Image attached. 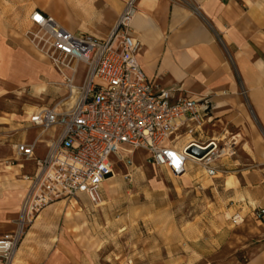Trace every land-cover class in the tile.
Returning <instances> with one entry per match:
<instances>
[{
  "label": "crops",
  "instance_id": "1",
  "mask_svg": "<svg viewBox=\"0 0 264 264\" xmlns=\"http://www.w3.org/2000/svg\"><path fill=\"white\" fill-rule=\"evenodd\" d=\"M64 2L65 14L54 1L45 10L40 0H0V236L15 230L28 187L25 176L35 169L33 160L16 155L15 145L31 142L39 131L28 122L39 107L27 112L29 132L18 131L21 125L11 110L24 96L45 89L42 72L62 86L46 62L47 70L42 69L46 56H37L25 42L30 14H53L70 32L105 37L123 7L122 0ZM129 26L139 42L136 57L148 81L208 99L209 110L195 138L233 144L234 154L222 162L226 170L221 183L232 216L238 214L242 221L226 231L210 260L198 264H264V215H253L255 208L264 210V0H138ZM9 95L11 104L3 100ZM57 132L52 128L36 142L35 158L44 155L49 137ZM76 215L81 213L67 210L66 223ZM27 239L15 252L19 264H100L88 246L42 240L29 245Z\"/></svg>",
  "mask_w": 264,
  "mask_h": 264
},
{
  "label": "built area",
  "instance_id": "2",
  "mask_svg": "<svg viewBox=\"0 0 264 264\" xmlns=\"http://www.w3.org/2000/svg\"><path fill=\"white\" fill-rule=\"evenodd\" d=\"M137 2L123 0L122 10L105 37L70 32L37 10L30 14L29 22L35 29L30 33L32 42L38 48L45 42V56L68 89L58 103L30 115L28 122L39 130L37 136L29 143L15 145L16 155L33 160L35 169L25 176L28 187L15 230L0 236V264H13L30 213L79 196L98 206L102 183L113 174L114 158L131 165L132 154L141 151L151 165L179 176L191 156L187 147L211 146L202 158H193L213 177L216 160L234 154L232 143L194 137L209 110L206 97H188L180 88H165L147 80L136 57L139 42L129 26ZM80 64L83 70L79 73ZM71 88H75L73 97ZM65 98L69 99L67 106ZM52 128L58 132L49 137L44 155L35 158L36 142ZM253 215L260 219L264 210L255 208ZM232 221L238 223L242 218L235 214Z\"/></svg>",
  "mask_w": 264,
  "mask_h": 264
},
{
  "label": "rangeland",
  "instance_id": "3",
  "mask_svg": "<svg viewBox=\"0 0 264 264\" xmlns=\"http://www.w3.org/2000/svg\"><path fill=\"white\" fill-rule=\"evenodd\" d=\"M40 1V7L45 10L54 1L57 6L62 4V13L68 11L64 0ZM79 9L83 11L82 7ZM34 31L29 22L24 30L25 42L36 55L37 52L46 55L44 41L39 48L32 42L30 33ZM41 61L42 69L47 70L46 63L51 67L48 60ZM82 70L80 64L79 73ZM41 81L45 89L40 94L24 96L23 103L11 110L21 125L18 131L26 130L27 112L58 103L66 92V88L43 72ZM3 100L12 103L10 95ZM63 103L67 106L69 99L65 98ZM225 159L222 156L216 160L218 172L210 177L196 161H188L185 172L173 176L166 168L148 163L141 151L132 154L131 165L126 166L114 158V174L102 183L98 206L84 197L51 203L25 221L19 244L27 236L29 245L42 240L58 246L65 242L88 246L89 253L100 264H166V260H185L184 264L206 262L210 260V252L223 243L226 231L238 224L232 221L230 203L221 183L226 170L222 163ZM7 174L13 175L11 170ZM67 210L81 215L66 223ZM19 263L13 260V264Z\"/></svg>",
  "mask_w": 264,
  "mask_h": 264
},
{
  "label": "water",
  "instance_id": "4",
  "mask_svg": "<svg viewBox=\"0 0 264 264\" xmlns=\"http://www.w3.org/2000/svg\"><path fill=\"white\" fill-rule=\"evenodd\" d=\"M211 146L207 148H200L196 145H191L186 148V152L193 155L196 158H202L205 153L210 149Z\"/></svg>",
  "mask_w": 264,
  "mask_h": 264
},
{
  "label": "bare ground",
  "instance_id": "5",
  "mask_svg": "<svg viewBox=\"0 0 264 264\" xmlns=\"http://www.w3.org/2000/svg\"><path fill=\"white\" fill-rule=\"evenodd\" d=\"M59 77H60L59 80H62V87L68 89V84L63 80V77L62 76H59ZM74 94H75V88H71V95H72V97H73ZM187 161H196V162H198V160L196 158H193V155H191L190 157H188V160ZM111 178L112 177L107 178V179H111ZM107 179H105V180H107ZM32 215H33L32 213H30L28 215L29 216V219H31L33 217Z\"/></svg>",
  "mask_w": 264,
  "mask_h": 264
}]
</instances>
